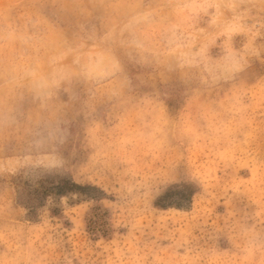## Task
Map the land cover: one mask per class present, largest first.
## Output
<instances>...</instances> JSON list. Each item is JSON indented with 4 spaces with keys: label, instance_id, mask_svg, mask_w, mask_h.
I'll use <instances>...</instances> for the list:
<instances>
[{
    "label": "rangeland",
    "instance_id": "374dc122",
    "mask_svg": "<svg viewBox=\"0 0 264 264\" xmlns=\"http://www.w3.org/2000/svg\"><path fill=\"white\" fill-rule=\"evenodd\" d=\"M0 264H264V0H0Z\"/></svg>",
    "mask_w": 264,
    "mask_h": 264
}]
</instances>
